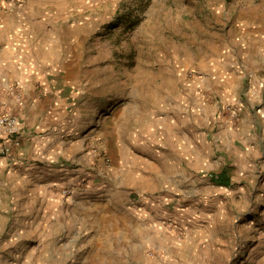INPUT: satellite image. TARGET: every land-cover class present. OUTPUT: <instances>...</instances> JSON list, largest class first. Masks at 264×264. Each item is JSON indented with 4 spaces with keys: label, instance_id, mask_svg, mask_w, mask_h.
Segmentation results:
<instances>
[{
    "label": "rangeland",
    "instance_id": "rangeland-1",
    "mask_svg": "<svg viewBox=\"0 0 264 264\" xmlns=\"http://www.w3.org/2000/svg\"><path fill=\"white\" fill-rule=\"evenodd\" d=\"M0 17L28 74L0 78L20 128H0V264H103L64 218L136 165L126 192L167 237L141 264H264V0H0ZM23 127L46 148L29 167Z\"/></svg>",
    "mask_w": 264,
    "mask_h": 264
},
{
    "label": "crops",
    "instance_id": "crops-1",
    "mask_svg": "<svg viewBox=\"0 0 264 264\" xmlns=\"http://www.w3.org/2000/svg\"><path fill=\"white\" fill-rule=\"evenodd\" d=\"M14 24L15 22L11 18L0 17V78L4 77L8 83L12 84L17 83L19 80L23 82L28 76L27 73L17 70L19 52L14 46L12 33L6 31V25ZM23 128V139L36 141L31 147L23 144V147L28 151L25 148L18 151L20 155L23 152L26 153V156L29 155L28 159L26 158L27 162H24L29 167L32 161L41 159L37 157V154H44L46 148L40 147V149L38 147L39 138L34 137L33 139L30 134L32 130L29 127ZM114 141L118 144L121 143L119 138H115ZM142 160H146V158L143 157ZM125 164L128 165V162L126 161ZM150 164H152V161L149 158L143 162V165L150 166ZM33 166L38 167L39 164L34 163ZM155 168L152 167V170ZM34 173L36 174L34 178H39L38 173ZM144 174V171L138 168L137 165L127 169L125 178H123L124 173L118 171L115 173L116 189L110 190L106 201L92 207H83L80 209L81 211L74 212L73 214L78 213V216L74 219L75 222H71L72 215H69V211H67L68 217L64 218L63 225L65 227V224L70 221L71 225H74L81 233L87 232L85 241L88 243L90 253L94 256L92 261L103 264H113L115 262L141 264L144 256L146 262V252L150 247L162 249L161 247L164 246L162 240L167 237L163 233L162 218L159 217L155 205L149 207L141 200L134 202L126 192L129 189L139 191ZM39 179L34 180V182H38ZM169 179L175 181L176 184L179 181V176L173 174L169 176ZM31 181L33 184V179ZM50 188L51 183L48 182L46 190ZM42 189H44V186ZM87 223L90 226H87ZM59 243L61 242H58V245H60ZM51 246L54 247L53 244ZM53 250L51 248L49 253L53 254Z\"/></svg>",
    "mask_w": 264,
    "mask_h": 264
},
{
    "label": "built area",
    "instance_id": "built-area-1",
    "mask_svg": "<svg viewBox=\"0 0 264 264\" xmlns=\"http://www.w3.org/2000/svg\"><path fill=\"white\" fill-rule=\"evenodd\" d=\"M0 128L4 129L5 132H7V134L11 136H15L20 132L18 122L14 118L10 116L2 115L1 113H0ZM9 151L10 148L6 147V152Z\"/></svg>",
    "mask_w": 264,
    "mask_h": 264
},
{
    "label": "trees",
    "instance_id": "trees-1",
    "mask_svg": "<svg viewBox=\"0 0 264 264\" xmlns=\"http://www.w3.org/2000/svg\"><path fill=\"white\" fill-rule=\"evenodd\" d=\"M213 182L221 186L230 187L232 184V181H231V177L229 175L228 169H224L219 174L214 175Z\"/></svg>",
    "mask_w": 264,
    "mask_h": 264
}]
</instances>
